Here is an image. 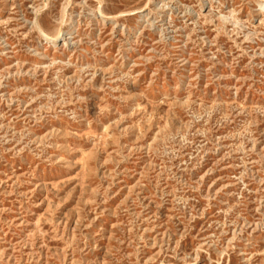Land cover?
Here are the masks:
<instances>
[{"label":"rangeland","instance_id":"obj_1","mask_svg":"<svg viewBox=\"0 0 264 264\" xmlns=\"http://www.w3.org/2000/svg\"><path fill=\"white\" fill-rule=\"evenodd\" d=\"M263 2L0 0V264H264Z\"/></svg>","mask_w":264,"mask_h":264},{"label":"bare ground","instance_id":"obj_2","mask_svg":"<svg viewBox=\"0 0 264 264\" xmlns=\"http://www.w3.org/2000/svg\"><path fill=\"white\" fill-rule=\"evenodd\" d=\"M207 4H210V2H208ZM257 11L258 12L255 14V16H259V15H263L264 14V2L260 4V6L257 9ZM144 12H146V11L144 10V11L140 12L141 14H143L142 16H146V14ZM105 17L106 16H103L102 18L106 19ZM108 18H109V16H108ZM40 33L43 36V39H44L45 43H48V44H51V45L52 44L56 45V44H60V43L68 44V43H70V40L73 38L71 33H69L68 31L60 32L59 34H55V35L46 34L43 31H40Z\"/></svg>","mask_w":264,"mask_h":264}]
</instances>
